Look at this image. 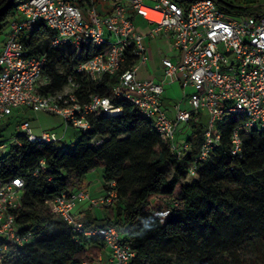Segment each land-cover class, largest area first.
<instances>
[{"label":"built area","instance_id":"2783aa9c","mask_svg":"<svg viewBox=\"0 0 264 264\" xmlns=\"http://www.w3.org/2000/svg\"><path fill=\"white\" fill-rule=\"evenodd\" d=\"M113 1L117 4L112 12L102 15L94 0H12L17 14L0 45V123L16 109L23 108L58 116L67 127L86 133L92 129L91 115L100 112L119 115L122 108L98 94L82 102L77 94L78 77L99 82L106 76H118L112 88L114 97L131 102L150 119L156 131L170 141L171 151L179 159L192 147L187 137L180 139L182 125L198 122L201 113L207 112L205 140L187 181L196 179L198 164L220 145L219 127L227 118L246 119L232 133L234 156L242 154L244 135L253 131L264 133V12L258 16L240 14L236 12L238 4L227 0H184L182 4L174 0ZM138 18L149 25L147 33L140 30ZM39 23L55 32L51 47L71 45L80 58L88 53L89 47L98 50L80 61L74 74L68 75L66 86L55 93L42 92L49 83L45 77L47 55L32 54L24 42ZM160 36L171 40L180 58L176 63L163 60V81L141 79L138 65L149 59L146 40ZM130 51L138 61L126 68ZM173 82L184 90L193 89L187 109L179 104L174 107L175 117L170 116L164 96L166 83ZM21 130L30 143L57 146L62 141L52 130L34 135L29 121L22 123ZM103 142L94 140L92 146L98 147ZM21 144L19 136L14 139L13 145ZM6 148L7 145L0 144V149ZM45 169L43 160L33 173L38 176ZM110 185L111 189L98 198L90 197L83 188L65 192L48 202L49 211L74 233L103 239L109 256L106 261L98 257L96 264H129L135 253L116 226L87 228L74 214L77 206L87 201L92 208L114 207L119 197L114 190L115 182ZM25 188L21 177L0 181V264H4L10 250L24 246L32 238L31 233L22 236L16 223Z\"/></svg>","mask_w":264,"mask_h":264},{"label":"trees","instance_id":"16d2710c","mask_svg":"<svg viewBox=\"0 0 264 264\" xmlns=\"http://www.w3.org/2000/svg\"><path fill=\"white\" fill-rule=\"evenodd\" d=\"M229 3H237L240 14L258 16L264 12L255 0ZM16 14L12 0H0V36H5ZM54 36L45 23H39L24 39L32 54L47 55L45 93L61 91L79 62L98 51L89 47L80 58L71 45L51 47ZM131 52L126 68L138 61ZM57 65L67 73H59ZM78 81L82 102L98 94L110 98L122 113L91 115L92 129L80 133L73 150L30 143L20 135L21 146L12 145L0 159V181L25 180L16 223L22 236L32 234L28 243L6 254L4 264L97 263L98 248H106L103 239L74 233L50 214L48 204L65 192L82 189L88 173L97 168H103L106 192L115 182L119 200L106 208L101 223L86 227L116 226L135 253L129 264H264V133L244 135L242 154L234 156L232 133L246 119L227 118L219 127L220 145L198 164L196 179L187 181L205 140V129L198 122L191 123V151L179 159L150 119L131 102L114 97L112 88L118 76H106L99 82L79 76ZM99 139L104 142L93 147L92 142ZM43 160L46 169L35 176L33 172ZM40 207L48 210V215L43 216Z\"/></svg>","mask_w":264,"mask_h":264},{"label":"crops","instance_id":"0c3cea01","mask_svg":"<svg viewBox=\"0 0 264 264\" xmlns=\"http://www.w3.org/2000/svg\"><path fill=\"white\" fill-rule=\"evenodd\" d=\"M98 12L102 15H107L112 12V8L109 6H103L102 4L98 8ZM136 23L139 26L140 30L143 33H147L149 31V25L143 21L142 19H136ZM146 44L148 46V55L149 59L145 63H139L138 65V76L141 79H150L157 82L163 81L164 78V66H163V60L165 58L171 59L174 63H176L180 56L173 50L171 46V40L166 36H160L158 38H148L146 40ZM1 45V43H0ZM46 79L48 77L45 75ZM193 92V89H187L184 90L180 86L179 83H166L165 85V101L167 109L169 110V114L171 117L176 116V110L175 106L177 104L180 105L182 109L188 108V96L190 93ZM27 109L18 108L15 110L14 114L17 113H24L27 112ZM31 111V110H30ZM35 113V112H34ZM14 114L7 118L6 120L11 119ZM36 119L35 120H24V122L29 121L30 122V128L34 135H41L45 131H58L57 132L61 137L62 141L57 145L59 148L64 150H73L77 142L80 140L81 134L79 130L73 127H67L65 122L62 118L58 116L49 115L46 113H36ZM55 117L54 119H51L50 117ZM52 117V118H53ZM23 122V123H24ZM22 125V124H21ZM189 126V125H188ZM75 129L76 131L73 132L74 139L71 141L72 149H70L69 144L67 143V139L69 137V132L71 130ZM20 131V135L23 134V131L21 130V126L18 128ZM22 133V134H21ZM192 136V129L184 127L182 130H180V139H183L184 137H191ZM68 144V145H67ZM102 171V173H100ZM89 175H96L99 174L98 180L95 182H87L86 178L84 180L83 189L88 191L90 197L92 198H98L105 194V182L103 177V168H97L88 173ZM87 177V176H86ZM102 184V186H101ZM75 217L79 221L91 225L92 227H95L99 223H101V220L105 219L107 216V210L106 209H99V208H92L90 203L83 202L80 203L77 208L75 209ZM100 250L99 257H102L104 261L108 259L109 251L106 248H98Z\"/></svg>","mask_w":264,"mask_h":264},{"label":"rangeland","instance_id":"374dc122","mask_svg":"<svg viewBox=\"0 0 264 264\" xmlns=\"http://www.w3.org/2000/svg\"><path fill=\"white\" fill-rule=\"evenodd\" d=\"M174 1L178 2L179 4H182L178 0H174ZM227 1L235 2V0H227ZM255 1L259 4H261L262 7L264 8V0H255ZM94 3H95L97 8H99L101 4L105 7L109 6L111 8H113L117 4V2H115L113 0H108V1L94 0ZM6 32H7V30H6ZM3 38H4V35H1L0 36V43H2ZM70 51L72 52L73 49H71ZM56 69L61 74H66L68 71L65 67H63L61 65H57ZM46 81L48 82V80H46ZM36 115H38V114H36L30 110H28L27 112H24V113H22V112L17 113L16 112L11 119L5 120L4 122L0 123V144L7 145L6 149H0V159L3 158L4 156H6L10 152L14 139H16L20 134V131L18 130V128L21 126V124L24 122V120H32V119L35 120ZM228 116H230V115H228ZM52 117H50V118L51 119L55 118V117H53V118ZM208 120H209V117H208L207 112L201 113L200 120L198 121V126L203 128V129H206L208 126ZM182 127H185V125H182ZM189 127H190V129L194 128V126L192 124L187 126V128H189ZM74 131H76V130L73 129L69 132V137L67 139V143L69 144L70 149H72V147H73V146H71L72 145L71 141L74 139V135H73ZM56 132H59V130ZM167 171L170 172L171 170L167 169ZM100 173H102V171ZM98 177H99V174L92 175V176L88 174L86 177V180L89 183L91 181L95 182L98 180ZM101 186H102V184H101ZM48 212L49 211L46 210L44 207L41 208V213L43 216L48 215Z\"/></svg>","mask_w":264,"mask_h":264},{"label":"bare ground","instance_id":"6f19581e","mask_svg":"<svg viewBox=\"0 0 264 264\" xmlns=\"http://www.w3.org/2000/svg\"><path fill=\"white\" fill-rule=\"evenodd\" d=\"M112 115H116V113H112Z\"/></svg>","mask_w":264,"mask_h":264}]
</instances>
